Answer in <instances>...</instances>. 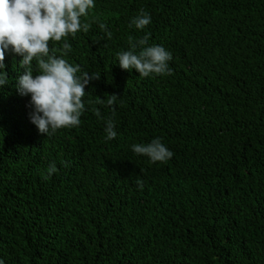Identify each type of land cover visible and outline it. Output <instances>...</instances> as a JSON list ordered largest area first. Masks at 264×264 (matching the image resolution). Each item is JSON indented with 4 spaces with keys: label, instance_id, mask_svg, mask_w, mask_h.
<instances>
[{
    "label": "trees",
    "instance_id": "1",
    "mask_svg": "<svg viewBox=\"0 0 264 264\" xmlns=\"http://www.w3.org/2000/svg\"><path fill=\"white\" fill-rule=\"evenodd\" d=\"M94 3L81 17L87 33L49 42L57 57L80 66L78 75L100 76L86 87L78 127L39 133L30 96L17 90L23 57L5 50L0 259L264 264V0ZM141 9L151 23L130 28ZM145 34V46L171 53L170 75L142 77L119 66L116 53L129 49L128 37ZM113 93L119 96L109 106ZM107 119L116 125L113 140ZM157 137L174 153L166 162L132 151Z\"/></svg>",
    "mask_w": 264,
    "mask_h": 264
},
{
    "label": "clouds",
    "instance_id": "2",
    "mask_svg": "<svg viewBox=\"0 0 264 264\" xmlns=\"http://www.w3.org/2000/svg\"><path fill=\"white\" fill-rule=\"evenodd\" d=\"M94 7V0H0V88L8 84L3 62L5 50L10 49L23 57L20 66L25 71L17 78V90L22 96H30V121L39 133L46 136L62 128L80 125V117L86 110L83 101L86 87L90 81L100 78L87 72L78 75L81 72L79 65L74 66L63 57H57L55 50L49 47L50 41L60 42L69 35L75 37L81 30L87 33L91 25L82 23L81 17H87ZM150 23V14L141 9L129 27L143 30ZM99 27L111 39L112 33L106 24L100 23ZM148 40V34L135 41L129 36V49L116 53L119 66L127 71L134 69L142 77L170 75L168 62L172 59L171 53L162 45L145 46ZM62 48L65 53L71 51L68 43H64ZM34 60L38 69L35 75ZM118 96L110 94L107 105H114ZM98 103L104 104V100L100 99ZM94 112L103 119L99 109H94ZM105 125L106 139H115L114 121L107 119ZM132 151L148 157L153 163L166 162L174 155L158 137L147 144H133ZM56 171V165L51 164L49 175ZM136 183L143 188V181L137 180ZM0 264H4L2 259Z\"/></svg>",
    "mask_w": 264,
    "mask_h": 264
}]
</instances>
